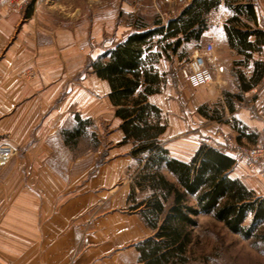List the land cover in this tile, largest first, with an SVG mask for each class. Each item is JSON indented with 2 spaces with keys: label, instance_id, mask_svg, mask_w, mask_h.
<instances>
[{
  "label": "crops",
  "instance_id": "crops-1",
  "mask_svg": "<svg viewBox=\"0 0 264 264\" xmlns=\"http://www.w3.org/2000/svg\"><path fill=\"white\" fill-rule=\"evenodd\" d=\"M252 4L256 22L247 20L245 25L264 31V1L252 0ZM8 6L5 0L0 1V145L13 147L16 154L0 164V264H150L141 259L139 248L143 241L154 237L155 230L147 225L140 209H132L134 200L130 199L132 175L142 166L131 155L133 142H124L122 121L110 102L108 82L98 78L91 67V73L81 75L72 70V61L82 59L86 53L73 44L64 45L62 57L67 68L60 67L58 40L44 41L36 23L28 21L25 10ZM249 41L255 42V37ZM224 45L231 58L217 59L225 67L219 84L236 80L237 87L225 89V97V86L221 87L218 96L196 105L195 117L202 124L196 129L198 138L188 155H174L172 148L162 142L172 126L186 134L192 122L187 120L183 101L178 120L173 125L167 121L170 84L166 70L156 65L165 82L160 93L148 96V102L162 112L166 130L159 140L172 158L189 162L202 144L218 148L222 144L219 123L213 124L220 122L222 111L211 112L206 104H222L234 141L247 145L258 141L264 120V83L260 81L244 91L240 76L249 82L255 63L264 62L263 56H258L264 46L247 57L230 46L227 37ZM107 49L112 47L97 53L92 62ZM86 56L92 58L88 51ZM236 60L247 66L237 79L227 68ZM243 93L258 95L251 107L235 115L234 99ZM108 104L113 109L110 126L114 127L108 135L110 149L102 164L92 166L88 160L84 165L85 157L100 151L77 155L66 136L80 121L88 123L83 135L86 134L92 120H99V110ZM133 163L138 166L134 172ZM230 177L264 199V178L246 166L235 167ZM251 220L249 216L245 225L249 226ZM197 221L194 229L199 230V242L191 240L183 259L161 264H264V237L261 239L259 232L245 238L231 232L212 214L200 215ZM220 226L225 228L222 235L228 237L226 241L218 232ZM198 245H202L199 256L195 254L191 259V248L195 250Z\"/></svg>",
  "mask_w": 264,
  "mask_h": 264
},
{
  "label": "trees",
  "instance_id": "trees-1",
  "mask_svg": "<svg viewBox=\"0 0 264 264\" xmlns=\"http://www.w3.org/2000/svg\"><path fill=\"white\" fill-rule=\"evenodd\" d=\"M223 2L235 13L229 20L231 25L224 27L228 42L250 57L264 46V31L252 29L242 21L246 17L256 22L252 0H192L167 25L156 21L155 27L149 29L138 19L132 26L134 32L90 65L98 78L108 82L110 102L122 121L124 142H133L131 155L142 166L133 177L130 199L134 198L136 188L150 192L140 202L133 199L132 207L140 209L147 225L155 230L154 237L143 241L139 248L141 259L150 264L183 259L192 240L191 229L198 225L200 215L212 214L231 232L245 238L254 232H259L261 239L264 237V199L230 177L234 160L221 148L209 144H202L189 162L170 157L159 140L166 130L162 112L148 102V96L160 93L165 82L156 69L165 53H151L155 38L162 37L160 43L168 42L163 48L167 56L178 55L183 44L201 39L207 29L206 16ZM31 14L32 11L26 12V17ZM251 36L255 42L249 41ZM263 72L264 62H256L249 82L240 76L242 90L257 86ZM87 124L80 121L74 131L68 132L66 142H76ZM249 216L252 220L246 226Z\"/></svg>",
  "mask_w": 264,
  "mask_h": 264
},
{
  "label": "rangeland",
  "instance_id": "rangeland-1",
  "mask_svg": "<svg viewBox=\"0 0 264 264\" xmlns=\"http://www.w3.org/2000/svg\"><path fill=\"white\" fill-rule=\"evenodd\" d=\"M1 1V0H0ZM192 0H5L9 5V9H23L27 13L32 11L31 17L27 18L28 21L36 23L37 29L39 28L44 41H57L59 43V65L60 67L67 68V62L63 58L62 53L66 44H73V46L79 47L80 50H85V56L82 59H75L72 61V70L78 72V74L91 73L90 66L93 57L100 53L103 49L115 46L117 43L124 40L129 34L134 32L133 25L137 24L140 19L141 24L148 26L149 29L155 27L156 21H161L164 25L168 24V21L177 17L179 13L191 2ZM260 0H258L259 2ZM264 0H262L263 2ZM222 4V5H221ZM217 8L212 10L206 16L207 29L203 33L201 39L192 40L189 43L183 44L178 50V55L164 52V46L168 42H161L162 37H156L152 43L151 53L164 54V57H160L158 63L162 70H166L169 86L170 96H167L170 113L166 112L167 121L173 125V122L178 120V112L184 109L182 101L186 103L187 120L192 122V126L189 127L190 131L186 134L178 133V128L171 127L169 132L162 140L167 146L172 148L174 155H188L191 152L192 144L196 143L198 134L196 129L201 126L202 122L196 114V105L207 101L213 95H219V91L222 88V96L225 97V89H235L237 87V81H229L228 84L220 85L219 81L221 75H218L215 80L209 86L203 89L191 90L189 85L185 82L181 70L185 68L192 56L197 52L203 51L207 42H212L215 45L214 58L217 60L231 58V52L224 45V39L226 37L224 27L231 25L229 22L235 13L225 3H221ZM246 17H242L244 23L247 22ZM246 21V22H245ZM262 27H264V9H262ZM109 50V49H107ZM106 50V51H107ZM87 51L91 53L92 58H88ZM169 53V52H168ZM258 56H263L264 50L259 53ZM243 59V57L241 58ZM217 60V61H218ZM239 60H236L233 64H229L228 72L230 75H234L237 79V75L241 72L245 73L247 70L246 64H237ZM224 75V73H223ZM262 86V85H261ZM191 88V87H190ZM260 92V91H259ZM237 94V93H236ZM241 94L240 97H236L235 100V115L240 114L243 108L251 107L257 93ZM208 110L211 112L222 111L219 113L221 117L220 122H214V125L219 123L220 133L223 134L222 144L225 137H231L233 130H230V122L226 110L223 109L222 104H206ZM218 107V108H217ZM219 109V110H218ZM231 114L232 113L228 111ZM99 120H92L91 126L86 134L82 135L76 142H73L72 149L79 153L86 154V151L92 152L99 150V154H90L89 158H84V165L88 163L93 165L102 164L105 161L104 155L110 149L111 143L109 142L108 135L111 133L114 127L110 126L113 120V109L108 104L105 108L99 110ZM98 113V114H99ZM221 115V116H220ZM185 117V118H186ZM208 123L207 121H205ZM204 122V123H205ZM211 124V123H209ZM212 125V124H211ZM236 126V124H234ZM70 126V124H68ZM235 137V136H232ZM239 144V143H238ZM244 145L245 142L243 143ZM221 145V144H219ZM221 146H219L220 148ZM137 164H132V172L137 168ZM135 175V174H134ZM134 175H132L134 177ZM132 177V183H133ZM169 180L173 179L168 176ZM140 191V190H138ZM135 189L134 200L139 202L145 199L150 192H139ZM225 228L220 226L218 232L223 241L227 240L225 234L222 232ZM192 239L199 242V230L191 229ZM227 237V238H226ZM202 245H198L197 248H191V259L195 256H199V249ZM204 248V247H203ZM196 254V255H195ZM194 255V256H193Z\"/></svg>",
  "mask_w": 264,
  "mask_h": 264
},
{
  "label": "built area",
  "instance_id": "built-area-1",
  "mask_svg": "<svg viewBox=\"0 0 264 264\" xmlns=\"http://www.w3.org/2000/svg\"><path fill=\"white\" fill-rule=\"evenodd\" d=\"M215 45L207 42L203 51H197L181 74L189 87L200 89L212 84L225 72V67L214 58ZM261 82L264 83V72ZM221 149L233 160L235 167L246 166L252 173L264 178V120L259 138L254 145L238 144L231 137H225ZM16 150L6 144L0 145V164L11 159Z\"/></svg>",
  "mask_w": 264,
  "mask_h": 264
}]
</instances>
